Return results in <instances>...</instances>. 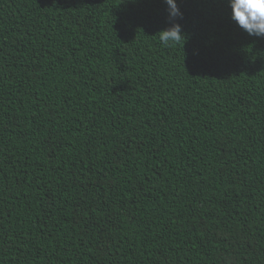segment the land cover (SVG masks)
<instances>
[{"label": "trees", "instance_id": "trees-1", "mask_svg": "<svg viewBox=\"0 0 264 264\" xmlns=\"http://www.w3.org/2000/svg\"><path fill=\"white\" fill-rule=\"evenodd\" d=\"M177 3L0 0V264H264V38Z\"/></svg>", "mask_w": 264, "mask_h": 264}, {"label": "clouds", "instance_id": "clouds-1", "mask_svg": "<svg viewBox=\"0 0 264 264\" xmlns=\"http://www.w3.org/2000/svg\"><path fill=\"white\" fill-rule=\"evenodd\" d=\"M168 6V14L175 21L182 17L177 0H164ZM231 18L238 27L250 36L264 38V0H229ZM159 39L162 46H169L171 42H179L184 38L182 26L176 22L169 28L162 30Z\"/></svg>", "mask_w": 264, "mask_h": 264}]
</instances>
